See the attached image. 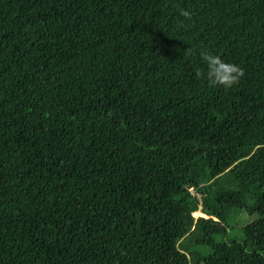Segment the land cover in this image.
Returning <instances> with one entry per match:
<instances>
[{
	"label": "trees",
	"instance_id": "obj_1",
	"mask_svg": "<svg viewBox=\"0 0 264 264\" xmlns=\"http://www.w3.org/2000/svg\"><path fill=\"white\" fill-rule=\"evenodd\" d=\"M0 264H264V0H0Z\"/></svg>",
	"mask_w": 264,
	"mask_h": 264
},
{
	"label": "clouds",
	"instance_id": "obj_2",
	"mask_svg": "<svg viewBox=\"0 0 264 264\" xmlns=\"http://www.w3.org/2000/svg\"><path fill=\"white\" fill-rule=\"evenodd\" d=\"M178 12L179 16L183 17L187 21H191L193 18V14L184 8H180ZM181 26H183V21H181ZM194 52L195 49L189 47L185 50L184 54L191 56ZM200 58L206 67L197 68L196 76L198 78L205 79L208 87L210 88L223 87L226 90L231 89L232 87L238 85L242 78L246 75L245 70L241 66L224 60L221 55L201 51ZM199 212L202 217L207 218V216L201 211L196 212V214ZM194 217L197 218L195 213Z\"/></svg>",
	"mask_w": 264,
	"mask_h": 264
},
{
	"label": "rangeland",
	"instance_id": "obj_3",
	"mask_svg": "<svg viewBox=\"0 0 264 264\" xmlns=\"http://www.w3.org/2000/svg\"><path fill=\"white\" fill-rule=\"evenodd\" d=\"M195 216H197V218H198V216L199 217H202L201 215H200V212L199 213H195ZM205 216V215H204ZM241 231V230H240ZM233 235H235L236 236V239L237 240H241L242 239V237H243V234L241 233V232H235V233H233ZM231 238H233V236L231 235ZM235 238V237H234Z\"/></svg>",
	"mask_w": 264,
	"mask_h": 264
}]
</instances>
